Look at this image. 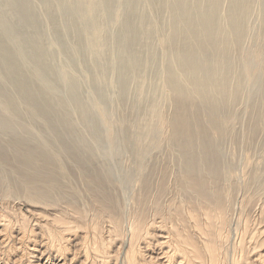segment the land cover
<instances>
[{
	"label": "bare ground",
	"instance_id": "obj_1",
	"mask_svg": "<svg viewBox=\"0 0 264 264\" xmlns=\"http://www.w3.org/2000/svg\"><path fill=\"white\" fill-rule=\"evenodd\" d=\"M262 35L264 0H0V171L10 167L14 172L6 170L8 174L18 173L16 180L25 183V191L41 190V183L36 182L40 179L48 182V190L56 189L55 185H59L60 193L68 188L69 195L62 198L75 195L68 178L78 184L81 181L84 186L80 188L85 187L87 194L85 203L90 202L89 208L100 218L111 219L117 224L113 229H119L126 215H121L123 202L115 185L119 183L105 167L95 163L93 155L96 146L114 143L113 129L124 128L128 122L121 115L110 123L113 113L106 111L105 104L125 101L133 107L130 112H137L129 127L138 126L140 134L152 122L154 128L147 134L153 139L161 127L170 128L169 133L163 130L160 141L167 139L169 152L179 159L176 166L179 163L181 169L170 167V154L157 157L147 176L152 185L145 186L144 191L142 188L143 197L139 195L137 200L140 209L135 210L138 214L132 213L137 217L122 226L123 240L113 264H264V235H260L264 229L240 230L238 240L232 234L230 237L237 240L232 251L223 243L225 237L229 239L231 203L230 196L223 195L227 189L221 191V186L227 188L228 180L235 177L231 179L230 162L222 166L224 151L220 148L225 139L233 145L242 141L245 145L246 133L234 137L235 127L241 132L248 129L251 135L260 132V126L264 128ZM255 96L257 100L249 108ZM31 140L52 145L28 149ZM251 140L253 143L254 138ZM132 142L124 148H132V154L140 156L143 143L139 145L137 139ZM67 159L72 163L66 164ZM73 165L80 174L74 172ZM49 171H53L52 177L45 175ZM173 175L174 182L165 184L167 176ZM251 176L254 185L264 182L261 172ZM262 186L257 188L262 191ZM165 190L170 191L168 198L186 202L191 232L177 207L161 206L160 196L169 194ZM55 197L60 198V194ZM147 200L155 207L158 221H148ZM177 200L169 198L167 205L179 203ZM67 206L78 209L70 203ZM76 209L74 213L82 217ZM61 219L49 221L57 224L56 229L47 231L42 251L36 248L39 258L36 251L35 264H48L49 254L55 256L54 260L60 258L56 264L74 263L82 252L84 258L79 264H95L93 258L107 264L115 255L104 250V242H93L89 249L80 244V254H68L69 234L77 230V224ZM146 249L152 250L150 257Z\"/></svg>",
	"mask_w": 264,
	"mask_h": 264
},
{
	"label": "rangeland",
	"instance_id": "obj_2",
	"mask_svg": "<svg viewBox=\"0 0 264 264\" xmlns=\"http://www.w3.org/2000/svg\"><path fill=\"white\" fill-rule=\"evenodd\" d=\"M263 39H264V35H262L261 41ZM148 78H154V76L149 75ZM113 94L115 96L114 97V99H115L117 96L116 91L113 92ZM142 98H144V97H142ZM254 100H257V96H255L252 99V101L250 102V105H248L249 108H251V106H252L251 103ZM121 102H122V104L115 100L112 102V104H107V103L105 104L106 111H111L113 113V120L111 119L112 118L111 117L108 119V121L111 123V121L112 122L116 121L119 116L125 115L127 117V120H128L127 125H125L124 128H120V127L114 128L112 132H115V134H114L115 136L112 138H115L116 141L114 143L113 142L109 143V145L106 144V145H102V146H96L95 147L96 153L93 155V157L95 159V163L101 164L103 167H105V169L111 173L113 179L118 181V183H119V185H118L116 182L115 185L118 186L117 192L119 194L121 201L123 202V212H121V215L126 214V215H123L125 217V219H124V217H122L123 218L122 223H124V224H121V227H119V229L118 228L113 229L112 225L116 226L117 224H114V222H112L111 219H108V218L105 219V217L103 218V216H101V218H100L99 217L100 215L98 216L97 212H95L96 210H94L90 207L92 209L91 210L89 208L90 202H88L89 206L87 203H85V201L87 199L85 187H83V189L80 188V187L84 186V185H82L83 182L81 183V181H80V183L78 184L76 182H79V181H77L75 179H71L70 176L73 175V174H71L72 172L71 173L69 172L71 175L68 174V176L70 175L69 176L70 178H68V180H70L71 184L73 185V190H75L76 197H75V195L73 197H71L73 199V200H71L72 201V203H71V201H69V199H71V198H69V196L64 197L66 199L65 202H64V198H62L65 194L69 195L68 188L66 189L68 191L64 190V192L60 193L57 190L59 188V185H55L56 189L54 188L52 190V188H50L52 190V192H51L50 189L48 190V182H45V179H42L44 182L40 181L41 179L39 177L40 180L36 181V182L41 183L40 186L43 188L40 187L41 190H35L36 192L32 190L33 188L31 189V192L25 191L24 190L26 187L25 183L21 184L20 180H16V179H19L18 178L19 174L14 173L15 176H13L12 174L14 171H11L10 167H8V169H6L4 167L0 171L1 172L0 174H3L6 170H9L12 174H10V172L8 174V172L6 171L5 175L0 176V216L5 219V222H4V220L0 221V222L2 224L7 223L6 227L0 223V229H1L0 230V259L2 261V262L0 261V264H8V262H9V264H17V262H19V261H21V262H19L21 264H33L35 262V260L37 261L39 258L38 249L43 250L45 248L44 246H46L45 244L47 242V237L49 236L48 232L50 231V229H53V230L56 229L54 227H56L55 225H57V224L56 223L52 224L51 222H49V221L53 220V218H56L60 221H63V219H61V218H65L66 221L67 220L72 221L73 225L77 224V227L75 228L77 230H75V232L73 234H69L71 236H69L70 238L67 241L69 243V246H70L68 254H72V253L74 254L77 252L80 254L82 252V250L80 249V251H79L78 248L81 247V245H83L84 248L89 249L93 242H96V243L97 242H99V243L104 242L105 245L102 243L104 245V246H102L104 248V250L112 253L113 255L115 254L114 256H112L111 260L107 264H113L115 262V260L118 258V255H119L118 252L120 251V249L117 247L121 245V241L123 240L122 235H124V231H125V229L124 230H121V229L126 226L125 222H126V224H129L131 222V220L133 221L137 217V216L135 217L134 215L140 209L139 208L140 206L138 205L139 201H137V200L140 199L139 195H142L141 197H143V193L141 194L142 188H143L142 191H144L145 186L150 187L152 185L151 184L152 180H150L149 177L147 178L148 174L150 173L151 167L155 164V162H157L156 160H157L158 156H160L158 158H165V156L167 157L171 152L170 151L171 149L168 146L169 143H167L168 142L167 139H165V141H167V142H165L164 140L163 141L161 140L162 142L160 141V138H162L164 131L169 133L170 128L165 130L166 126H164V128L161 127L160 130L161 129L162 130L158 134V137H155L156 139H153V138H151L153 136H149L147 134L148 131H150L151 129L154 128L155 123L152 122V124L147 126V127L143 126V127H146L145 131H143V133L140 134L141 128H138V126L136 128L129 127V125H130L129 122L133 121V119L136 118V114H137L136 110H134V112H130V110H132L133 107L128 103L126 104L125 101H121ZM142 102H143V100H142ZM147 103L148 102L143 103V104H147ZM241 108H243V105H241ZM240 112L241 111H239V116H241L240 114H242V112L241 113ZM142 114H143V112L139 115V121L142 117ZM243 115H245V114H243ZM246 117H247V115L243 118L244 122H246L248 119V117H247V119H246ZM238 122H240V120H238ZM238 125H239V123H238ZM262 128H263V126H262ZM262 128L260 126V128H259L260 132H259V130H256L258 132L255 131L254 133H252L253 135L255 134L253 136L250 134L248 129H243V132H241L239 128L235 127V131H233L234 137L240 136L241 133L242 134L246 133V135H245L246 137L243 139L245 141L244 142L245 145L243 144V141L238 142V143L233 145L230 143V139L229 140L227 139L228 141H225L226 139L224 141L222 140L221 144H220L221 150L223 149V151H224V154L222 155V159H223L222 160V162H223L222 166L226 167L225 166L226 163L228 164L230 162L232 164V171H233V172H231V179L233 177H235L234 180L233 179L230 180L231 182L228 180L227 188L225 185L221 186V191H222V189H227L226 190L227 193L224 191L225 193H223V195H225L226 197L230 196L229 204L231 203L230 204L231 208L230 209L228 208V210H229L228 214H229V218H230V220L228 219L230 222L229 223V229H228L229 230L228 231L229 239L225 237V242L223 241L224 245L228 249L230 248V251H232L234 249L235 243H237L236 241L238 240L240 230H243V229L247 230L248 228L250 229V231L256 230V229H258V230L264 229V189H262V191H261L260 189L257 188V187L261 188V186H262L261 183H263V185H264V182L260 181V185H261L260 186V185H257L259 182V181H257L255 183V185H257V186H255L253 184L254 179H251V178H253L251 175L256 171L261 172L264 176V158H263L264 157V148H262V146H264V140H263L264 138H262L264 135L261 136L262 134H264V132H262L264 130H262ZM132 130H136V134H132ZM237 131H239L240 134ZM247 132H249V133H247ZM229 133H231V130ZM256 133H257V135H256ZM248 134H250L251 137H249ZM4 136L8 137L7 134H4ZM247 136H248V138H247ZM255 136H257V138ZM142 137H143V139L140 140V138H142ZM148 137H149V139H148ZM88 138L91 140L90 137H88ZM251 138L252 139L254 138V140H253L254 145H251V143H252ZM258 138L259 139L261 138V141ZM135 139L138 140L139 145H141V143H143L140 146V147H142L140 150V156H134L132 154V148H124V145H126V144L130 143L132 145L134 143L132 141H135ZM152 139H153V141H152ZM144 140H146V141H144ZM141 141H143V142H141ZM149 141L151 142L150 144H149ZM258 141H259V145H255L258 143ZM31 142H32V145L30 146L28 144L30 147H26V148L36 149V148H38L37 145H40L44 148H45V146L48 145V147L51 148L50 145H52L50 143L49 144H43L40 142V140H36V141L31 140ZM92 142L96 143V141H94V140H92ZM153 142L156 144L154 145ZM262 142H263V144H261ZM148 144H149V146H148ZM242 144H243V147H242ZM60 146H62V145L60 144ZM260 146L263 150L259 149ZM240 147H242V148H240ZM91 148H93V147L91 146ZM117 148L120 149L119 152L116 150ZM123 148H124V150H123ZM257 148L260 152L259 151L257 152ZM122 150H123V152H122ZM167 150H168V152L169 151L170 152L168 153ZM144 151H145V153H144ZM51 153H53V152H51ZM113 153H115V154H113ZM259 153H261V154H259ZM112 154L114 157H112L111 159H108L109 155H112ZM162 154H164V155H162ZM257 155L258 156L262 155V156L259 158V157H257ZM161 156H163V157H161ZM169 156L171 157V158L168 157V159H170V162H169L170 167H172L174 165L172 167V168H174V171H176V168H177V171H179V169H181L179 166V163L176 166V163L178 162L177 160H179V159H177V157H175V156L172 157L171 154ZM262 158H263V160H262ZM260 159H261V161H260ZM258 162H260V163H258ZM69 163H72V161L67 159L66 164H69ZM13 164L16 166H20L16 161H13ZM61 164L63 166V169L67 173L62 162H61ZM107 165L110 166L109 168L111 170L107 167ZM165 166H167V165H165ZM72 167H74L73 168L74 172L76 171L77 174H80L78 169L76 168V166L73 165ZM52 173H53V171H49V172L45 173V175L52 177ZM175 174H176V172H175ZM174 176L175 175L171 176V178H169V176H167L168 179H166V178L165 179L168 181L165 180L166 181L165 184L168 183L169 185H171L174 182L173 180H175ZM58 177L60 179L62 178L63 181L68 182L67 178L61 177L59 175V173H58ZM235 180L238 183L233 184L234 183L233 181H235ZM248 181H250L252 184H250ZM56 183H58V182L56 181ZM75 184H76L77 188L75 187ZM21 185H23V186H21ZM252 186L254 187V189ZM222 187H224V188H222ZM262 188H264V186H262ZM257 189H258V192H257ZM168 190H165V192H167ZM231 190H233L234 192L232 191V193H231ZM254 190H255V192H253ZM259 191H261V192L259 193ZM169 192L170 191H168V193ZM48 193L50 196H47ZM50 193H53V194H50ZM45 194H47V195H45ZM57 194L58 195L60 194V198L55 197V196H58ZM165 194H162L164 196H162V195L160 196V197H162L160 200L164 201V202L160 201L161 206L163 207L165 205L164 206L165 208L168 206H171L173 208L177 207L178 210L180 211V213L182 214V216L184 215V218L186 219L185 220L186 226H188L187 228L191 232L193 228L190 226L191 223L188 222L189 220L187 219L186 211L189 210L188 209L189 207H187L186 202L182 199L175 198V197L171 196L169 198H174L175 200L178 199L180 204L177 202L178 201L177 200L176 204L167 205V204H169V201H168L169 198L167 196H169L171 194L170 193L166 194V196H165ZM255 194H258V195L255 196ZM51 196H53V197L50 198ZM58 198L60 200L63 199V201L59 202L60 200ZM67 198H69V199L67 200ZM182 198H183V196H182ZM56 199L59 201L57 202ZM166 201H167V203H166ZM147 202H148V200H147ZM69 203L71 205H74L75 207H78V209L82 212V217H79L80 214L74 213L75 212L74 209H76V208L71 209L70 206H69V208L71 210L68 208L67 205H69ZM149 203H150V201L146 204L148 206V207H146V211L148 213L147 219H148V221L149 220L150 221L151 220L158 221L159 215L156 213V209H154L155 207L151 206L152 203H150V204ZM170 204H171V202H170ZM82 205L86 209H83L84 207L82 208ZM124 206H126L125 207L126 209L124 208ZM137 207H138V209H137ZM171 207H168V208H171ZM65 208H67V209H65ZM150 208L152 210H149ZM78 209H76V210H78ZM120 209H122L121 206H120L119 210ZM135 210L136 211L138 210V211L136 212ZM120 211H122V210H120ZM153 212H155V213L153 214ZM40 213H41V215H39ZM187 213H188V211H187ZM151 214H152L153 218L156 215V219H153V218L151 219V217H150ZM131 215H132V217H131ZM148 215H150V216H148ZM157 215H158V217H157ZM84 216H87V217L85 218ZM133 216H134V218H133ZM127 217H130V218H127ZM42 219H44V220H42ZM47 220H48V222H46ZM78 220H80V221H78ZM231 220H233V221H231ZM128 221H130V222H128ZM42 224H44L45 227L42 226ZM110 226L112 228H110ZM122 226H124V227H122ZM110 229L113 230L112 232H115V233L113 234L112 232H109ZM3 230H5V231H3ZM231 231L232 232L235 231V232L232 233ZM57 232H60V231H57ZM22 233L25 234V236ZM224 233H226V232L224 231ZM232 234L235 238L237 237L236 238L237 240L234 239V237L233 238L230 237V236H232ZM115 235H116V237H115ZM260 235L263 236L264 234H260ZM111 239H113V240H111ZM3 240H5V241H3ZM229 240H231L230 241L231 243L229 242ZM234 240H236V241H234ZM227 242H228V244H227ZM229 243L231 246L229 245ZM139 247H141V244ZM36 248H38V249H36ZM103 248H102V250H103ZM148 248H151V247H148ZM146 251L149 254L147 256L150 257L151 256L150 253L152 250L146 249ZM35 252L37 253L35 255H38L37 256L38 258H36L34 256ZM21 253H22V255L24 254L23 257H21L22 256ZM89 253H90L89 255L92 257V253L91 252H89ZM44 254H46V255L42 256V257H44L43 261L46 259V256L49 254V252L47 251ZM154 254L156 255V253H154ZM83 255H84V252H82L80 255H78L80 257H77L76 261L74 263H71V264H79L80 261L84 258ZM81 256H82V258H81ZM19 257H21V258H19ZM53 257H55V256L49 254V258H47L49 261L48 264H56V262L60 259V258L59 259L57 258V260H54ZM27 258H29V259H27ZM30 258H31V260H30ZM21 259H23V260H21ZM99 259L100 258H96V259L93 258L94 263L95 264H101ZM14 260H15V262H14ZM28 260L32 263L28 262ZM96 260H98V261H96ZM40 263H41V261H40ZM37 264H38V262H37Z\"/></svg>",
	"mask_w": 264,
	"mask_h": 264
}]
</instances>
